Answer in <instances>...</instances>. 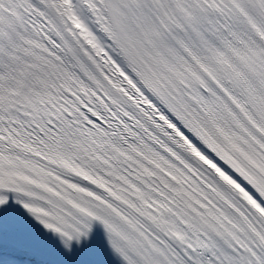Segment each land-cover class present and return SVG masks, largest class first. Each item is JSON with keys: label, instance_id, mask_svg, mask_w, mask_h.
<instances>
[{"label": "snow or ice", "instance_id": "1", "mask_svg": "<svg viewBox=\"0 0 264 264\" xmlns=\"http://www.w3.org/2000/svg\"><path fill=\"white\" fill-rule=\"evenodd\" d=\"M0 264H264V0H0Z\"/></svg>", "mask_w": 264, "mask_h": 264}]
</instances>
